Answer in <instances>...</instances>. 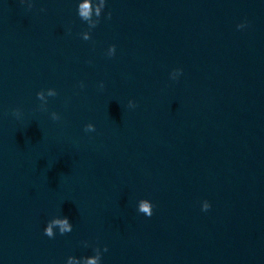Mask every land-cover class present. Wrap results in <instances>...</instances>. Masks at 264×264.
Wrapping results in <instances>:
<instances>
[{"label":"water","instance_id":"water-1","mask_svg":"<svg viewBox=\"0 0 264 264\" xmlns=\"http://www.w3.org/2000/svg\"><path fill=\"white\" fill-rule=\"evenodd\" d=\"M79 2L0 0V264H264V0Z\"/></svg>","mask_w":264,"mask_h":264},{"label":"clouds","instance_id":"clouds-1","mask_svg":"<svg viewBox=\"0 0 264 264\" xmlns=\"http://www.w3.org/2000/svg\"><path fill=\"white\" fill-rule=\"evenodd\" d=\"M21 4L27 3V7L29 10L33 8L32 0H20ZM107 7V0H81L78 3L77 7V15L81 22L87 25V29L80 32L79 35L84 41H90L92 39V31L96 29L100 23L101 19L111 20L112 19V12L108 11L105 15V9ZM40 11H46L45 9L41 8ZM247 22L240 23L237 25V30H243L247 27ZM69 33L71 32V28L68 29ZM116 54V45H110L107 49L106 55L109 58L114 57ZM173 72L178 73L179 75L182 74V69H176ZM175 80V79H173ZM79 87L83 89L85 87L84 83L81 82ZM100 89H104L103 82L99 85ZM58 95L55 89H47L41 90L36 93L37 99L41 102L40 103V111L47 112L48 108V98L49 97H56ZM137 105L133 101H129L128 107L135 108ZM11 114L20 119L23 115L21 109L15 108L12 109ZM51 119L53 121H60L61 116L57 112H51ZM85 133L95 132L96 128L95 125L89 123L84 127ZM154 205L147 199H141L138 202V212L144 214L146 217L151 218L153 216V209ZM211 208V205L208 201L203 202V206L201 208L202 211L207 212ZM58 229V233L60 236H64L70 234L73 231V224L69 221L67 217L63 216H56L49 220L44 228L43 234L48 237L49 239H55L57 236V232L55 230ZM82 246L84 248H91L94 255L92 256H83L77 258L75 256H69L66 260V264H102V255L103 253L108 252L107 246L103 248L91 245L88 241H82Z\"/></svg>","mask_w":264,"mask_h":264}]
</instances>
